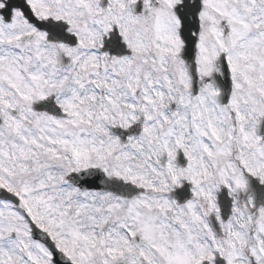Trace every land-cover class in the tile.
I'll return each mask as SVG.
<instances>
[{
	"label": "snow or ice",
	"instance_id": "obj_1",
	"mask_svg": "<svg viewBox=\"0 0 264 264\" xmlns=\"http://www.w3.org/2000/svg\"><path fill=\"white\" fill-rule=\"evenodd\" d=\"M0 264H264V0H0Z\"/></svg>",
	"mask_w": 264,
	"mask_h": 264
}]
</instances>
